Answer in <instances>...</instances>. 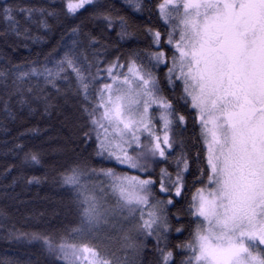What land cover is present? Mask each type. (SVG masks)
I'll return each mask as SVG.
<instances>
[{
    "label": "snow or ice",
    "instance_id": "6c2138e0",
    "mask_svg": "<svg viewBox=\"0 0 264 264\" xmlns=\"http://www.w3.org/2000/svg\"><path fill=\"white\" fill-rule=\"evenodd\" d=\"M46 2L0 0L12 51L59 32L0 60V130L39 116L64 136L51 152L22 140L39 121L12 136L0 177L6 200L52 184L74 219L26 230L45 214L0 209V239L37 247L27 264H264V0Z\"/></svg>",
    "mask_w": 264,
    "mask_h": 264
},
{
    "label": "trees",
    "instance_id": "16d2710c",
    "mask_svg": "<svg viewBox=\"0 0 264 264\" xmlns=\"http://www.w3.org/2000/svg\"><path fill=\"white\" fill-rule=\"evenodd\" d=\"M31 2L39 3L40 0H31ZM122 2L123 0H120V2L117 3V7H120ZM59 3L60 0H47L44 6H48V4L59 5ZM122 14L127 15L130 20H135L136 23H139V20L137 19L138 14L134 13L130 7L125 6V10L122 12ZM49 23L51 24L53 22L50 20ZM34 32L36 35L45 36V41L20 42L15 51L7 48L3 42H0V60L11 58L14 63H22L26 59H36L37 53L49 51L50 48L56 43V39L59 37L58 31H56L54 37L52 34L45 35L43 30L36 32L34 29ZM9 43L14 42L9 41ZM24 44H27V47H25ZM39 59L42 60L43 56L41 55ZM0 119H2V117H0ZM38 121L39 127L41 129L47 128L49 131L46 133H41L38 137L31 135L29 137H22V140H27L29 146L44 145L45 150L48 152H51L52 148H56L62 143L64 132L61 131L60 125L55 119L49 121L42 120L39 116H25L23 121L18 120L16 123L8 125L10 129L8 134H5L2 130H0V141L5 139L9 140L7 146L0 143V172H2L3 169L9 164L18 162L11 155L4 154L5 147H11L12 145L11 137L17 135L20 132H24L28 127L37 126ZM191 134L192 130L190 129L187 135ZM193 152H195V149H193ZM44 171L45 169L39 168V166H37V170L30 172L29 174L43 175ZM10 180L11 176H8L7 180H4L3 177H0V209L16 216L21 223L25 222V217H30L33 213L43 212L45 214L43 217V222H37L29 219L27 223L31 227L26 230L51 231L53 229H61L63 226L70 225L71 221L74 219V213L65 206L67 204L66 193L50 183L30 186H24L23 184H20L15 188V193L13 194L18 193L19 201H25L26 203H19V201L11 199L6 200L3 196L4 189L2 184H7L10 182ZM61 201H63V204ZM173 211L175 212L176 210L173 209ZM53 212L58 213V215L54 216ZM175 236L176 233L173 232L172 237ZM186 236L187 233H185V237ZM179 239H184V237H180ZM173 242L177 241L174 240ZM37 255H39L37 247L10 244L6 240L0 239V261H12L14 264L15 262L19 261L20 264H27L29 257L34 259ZM40 259L43 264V257Z\"/></svg>",
    "mask_w": 264,
    "mask_h": 264
}]
</instances>
